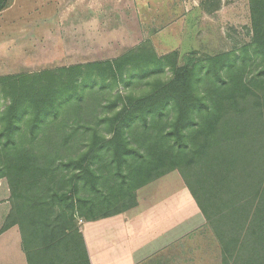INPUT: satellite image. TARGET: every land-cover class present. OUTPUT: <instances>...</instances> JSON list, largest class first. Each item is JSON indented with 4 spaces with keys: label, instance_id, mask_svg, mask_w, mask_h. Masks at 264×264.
Instances as JSON below:
<instances>
[{
    "label": "trees",
    "instance_id": "obj_1",
    "mask_svg": "<svg viewBox=\"0 0 264 264\" xmlns=\"http://www.w3.org/2000/svg\"><path fill=\"white\" fill-rule=\"evenodd\" d=\"M249 4L251 42L218 55L183 64L147 40L112 61L0 77V234L19 228L28 264H89L79 221L135 208L173 172L220 264H264V0Z\"/></svg>",
    "mask_w": 264,
    "mask_h": 264
},
{
    "label": "crops",
    "instance_id": "obj_2",
    "mask_svg": "<svg viewBox=\"0 0 264 264\" xmlns=\"http://www.w3.org/2000/svg\"><path fill=\"white\" fill-rule=\"evenodd\" d=\"M38 1H41V5L38 7L42 8L43 16L35 21L24 23L20 18L11 17L14 14L13 12H18L19 9L27 5L29 7L30 2H33V0H11L9 7L0 13V77L9 76L14 59L18 56L26 55L29 43L37 40L36 35L38 38L44 35L43 38L47 39L48 36L50 38V35L54 36L57 32L62 34L65 30L61 29V27L67 26L70 27V33L73 34L74 38H71L73 42L102 41L106 37L109 45L112 44V47L120 50L126 48V45L123 46L124 43L129 45V43L137 40L136 44L128 48L130 50L147 40H151L159 56H164L174 51H178L181 56H185L189 53H183L178 42L175 44L169 43L168 36L179 33V29L178 31H173V29L184 25V18L192 10L199 12L198 15L201 22L209 24H216L215 19L221 11L220 0H212L207 5V0ZM46 3H48L47 8ZM49 22H54L60 28L48 29V32H41L38 29L37 25H46ZM83 32L84 34H81ZM195 34L199 36V31L195 32ZM38 40L40 42V39ZM123 54H117L115 58ZM74 65L80 64L76 63ZM166 176L137 191L138 205L135 208L98 221H79L89 264H142L152 258L161 256L163 252L169 250L176 242L189 238V235L196 234L199 231L205 232V230H202L205 225V219L200 210L198 212L199 216H202V218L199 217L201 220L190 232L184 234L188 226L183 228L180 225L179 230L174 233L172 210H168L169 202L165 201V203L157 204L156 206L153 202V204H148L147 208L144 207L146 201L150 199V188L157 186ZM5 182L7 183L6 180H2L0 187ZM165 191L167 193V190ZM142 192L143 196L141 198ZM8 193L9 196L0 199V203L4 202L11 206L9 202V187ZM159 193L161 194L162 192ZM167 194H165V200L168 199ZM190 195V192H187L186 189L184 196L187 202ZM10 210L11 207L6 217ZM168 214L172 215V220L169 221L170 226L166 223ZM4 223L0 225V230ZM104 229L105 231L107 230L108 235L101 232ZM137 232L148 233L149 236L133 249L130 247V242L133 241L134 235H139ZM10 243H13L12 246H14L12 250L8 249V244L10 245ZM125 258L129 261L126 262ZM160 262L158 260L156 264H160ZM0 264H28L18 227H12L0 234Z\"/></svg>",
    "mask_w": 264,
    "mask_h": 264
},
{
    "label": "rangeland",
    "instance_id": "obj_3",
    "mask_svg": "<svg viewBox=\"0 0 264 264\" xmlns=\"http://www.w3.org/2000/svg\"><path fill=\"white\" fill-rule=\"evenodd\" d=\"M211 1L212 0H207L206 5L209 2L211 3ZM30 3L29 7H27V5L19 9L18 12H13L14 14L11 17L20 18L24 23L41 18L43 16V10L38 7L41 5V1L33 0V2ZM46 5L47 8L48 3H46ZM219 5L221 11L215 19L216 24L201 22L199 20V12L192 10L184 18V25L173 29V31H178L179 29V33L176 35L170 34L168 36L169 43L175 44L178 42L183 53L197 51L208 56L228 52L250 43L252 34L249 0H220ZM37 27L41 32H48V29L60 28L55 25L54 22H49L46 25L40 24L37 25ZM61 29L66 32L64 31L62 34L57 32L56 35H50V38L48 36L47 39L43 38L44 35L39 36V38L36 35L35 37L37 40L29 43V49L26 55L18 56L14 59L12 71L9 73V76L41 73L43 71L73 66L76 63L85 65L95 62L112 61L117 59L115 58L117 54L127 52L129 47L137 43V40L129 43V45L124 43L123 46L126 45V48L119 50L112 47V44L109 45L106 37H104L102 41L73 42L71 38L73 39L74 37L72 36L73 34L70 33V27H61ZM198 31L199 36L195 34V32ZM81 34H84V32ZM41 38L44 40L43 42ZM38 39H40V42ZM201 57L202 56H196L195 58L199 59ZM184 58H182L181 62L183 64L191 61L188 57V59L184 61ZM96 87H98L97 84ZM111 91L112 90H106L105 96L107 98L112 96L110 94ZM113 93H124V86L120 85L115 87ZM0 102L3 103L1 97ZM185 187L186 185L179 172L170 173L162 182H159L157 186L150 188V199H148L144 205V207L147 208L148 204H153V202L155 206L165 203V201H167V203L169 202L168 210H172L174 233L179 230V226L182 225L183 228L188 226L186 228L187 231L184 232V234H187L186 232H190L202 218V216H199V208L191 195L188 202L186 201L184 195L187 188ZM165 190H167L168 194L165 193ZM159 192L162 193L160 194ZM165 194L168 195L167 200H165ZM6 196H9V193L7 183L5 182V184L0 187V199ZM142 196L143 192L141 193V198ZM10 207L9 204H5L4 202L0 203V225L4 223ZM171 217V214L167 215L166 223L168 225L169 221L172 220ZM101 232L108 235L105 229ZM137 233H139V235H134L133 241L130 242V247L133 249L149 236L148 233ZM189 236V238H184L176 242L169 250L163 252L161 256L152 258L142 264H156L158 260L161 261L160 264H220L219 248L217 243L213 241L214 238L212 233L208 230L204 233L203 231H199ZM12 245L13 243H10V245L8 244L9 250L14 248ZM125 261L128 262L129 260L125 258Z\"/></svg>",
    "mask_w": 264,
    "mask_h": 264
},
{
    "label": "built area",
    "instance_id": "obj_4",
    "mask_svg": "<svg viewBox=\"0 0 264 264\" xmlns=\"http://www.w3.org/2000/svg\"><path fill=\"white\" fill-rule=\"evenodd\" d=\"M80 222H82V221H80Z\"/></svg>",
    "mask_w": 264,
    "mask_h": 264
}]
</instances>
